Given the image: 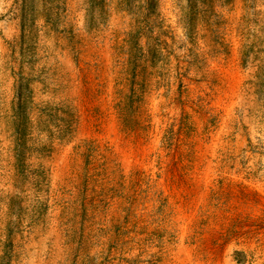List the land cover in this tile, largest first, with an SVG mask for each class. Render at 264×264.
Masks as SVG:
<instances>
[{
    "label": "rangeland",
    "instance_id": "374dc122",
    "mask_svg": "<svg viewBox=\"0 0 264 264\" xmlns=\"http://www.w3.org/2000/svg\"><path fill=\"white\" fill-rule=\"evenodd\" d=\"M0 264H264V0H0Z\"/></svg>",
    "mask_w": 264,
    "mask_h": 264
}]
</instances>
